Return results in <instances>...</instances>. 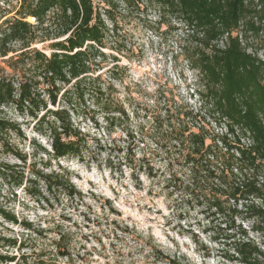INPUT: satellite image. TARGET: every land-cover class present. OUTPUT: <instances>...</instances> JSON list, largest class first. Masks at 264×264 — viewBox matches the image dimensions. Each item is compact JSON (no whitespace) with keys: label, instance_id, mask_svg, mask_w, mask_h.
Segmentation results:
<instances>
[{"label":"rangeland","instance_id":"obj_1","mask_svg":"<svg viewBox=\"0 0 264 264\" xmlns=\"http://www.w3.org/2000/svg\"><path fill=\"white\" fill-rule=\"evenodd\" d=\"M93 1L101 10L108 9L116 23L101 50L105 57L90 56L89 76L96 81L84 88L83 96L74 92L75 81L59 84L56 106L48 94L42 96L48 109H70L85 135L84 158L51 159L50 141L37 131L36 120L14 108L3 111L22 125L26 138H12L27 156L24 163L11 153L0 155L11 169L10 178L0 179V202L18 218L14 224L0 214V253L16 257L5 264H158L155 258L164 253L180 256L186 264H242L235 254L241 239L237 230L229 231L223 218L208 219L190 208L167 183L179 167V152L163 122L167 109L201 111L202 119L188 122L193 132L198 130L192 124H200L212 137L225 128L218 116H208L206 83L196 69V34L154 0ZM19 6L20 0L0 6V25L18 18ZM25 21L36 24L32 17ZM263 41H257L258 47ZM50 44L32 49L50 55ZM14 49L16 53L0 58L1 76L12 73L10 58L26 51L20 44ZM13 77L18 88L24 78L21 73ZM60 170L74 194L55 182L47 189L43 177ZM237 223L251 239L262 242L252 221L239 218ZM1 239L19 243L6 247ZM21 240L24 246L19 249Z\"/></svg>","mask_w":264,"mask_h":264},{"label":"trees","instance_id":"obj_2","mask_svg":"<svg viewBox=\"0 0 264 264\" xmlns=\"http://www.w3.org/2000/svg\"><path fill=\"white\" fill-rule=\"evenodd\" d=\"M255 1L154 0L177 17L180 25L196 34L199 50L196 69L206 83L210 100L208 116L214 120L218 116L225 127L221 135L212 137L205 135L200 124H192L198 130L193 132L188 122L202 119L201 111L167 109L163 122L179 152L178 170L169 175L167 183L190 208L199 209L208 219L223 218L229 231L237 230L241 239L235 243V254L242 264H264L261 247L264 245V62L247 53L249 43L244 47L233 36L243 23L246 38L252 33L258 41L264 40V0H257L260 10ZM17 17L6 19L0 25V58L16 53V44L26 50L17 58H10L8 68L13 74L0 75V155L11 153L24 163L27 160L12 138H26L22 125L3 116L4 110L14 108L21 116L36 120L37 131L50 141L51 159L82 160L87 143L82 145L85 135L73 120L70 109H48L42 96L48 94L50 104L56 106L61 93L59 84L69 86L74 81V92L80 96L85 94L84 88L96 81L89 76L90 56L105 57L101 50L105 49L107 35L115 31V19L108 9L101 10L93 0H20ZM29 17L35 19V25L25 21ZM226 35L225 48H218L215 42ZM47 42H51L50 55L32 49ZM261 46L264 48V41ZM20 73L24 79L16 88L13 76ZM41 85L47 89L43 91ZM42 112L45 113L40 117ZM248 135L252 145L247 148L242 138ZM126 137L130 139L131 135L127 133ZM10 170L0 161L1 180L10 178ZM43 180L47 189L55 182L65 184L68 193L74 194L62 170ZM0 214L18 224L16 215L3 209L1 202ZM239 218L243 223L252 221L251 228L260 235L261 243L249 237L244 225L237 223ZM24 227L31 229L29 224ZM1 240L6 247L19 243L18 239ZM62 240L60 236L58 243ZM21 246H24L22 240L19 249ZM14 258L0 253V264L12 262ZM155 261L186 264L182 257L168 253L159 254Z\"/></svg>","mask_w":264,"mask_h":264},{"label":"built area","instance_id":"obj_3","mask_svg":"<svg viewBox=\"0 0 264 264\" xmlns=\"http://www.w3.org/2000/svg\"><path fill=\"white\" fill-rule=\"evenodd\" d=\"M7 1H10V0L0 1V6H4L5 3L7 4L8 3ZM258 4L259 3L256 0L255 1L256 8H257V10H260L261 6H259ZM33 20H34V24H35L36 21H35V19H33ZM254 20H257V19L255 18ZM261 25H262V23H261ZM233 36L238 37L240 42L242 43V45L244 47H246L247 43H249L251 45V47L246 48L247 53L251 54L253 56H257L261 61L264 62V48L261 45H259V47H258V44H257L258 40L253 38L252 33H248V38H246V31H245V27H244L243 23H240L239 28L236 30V32H234ZM227 38H228V35L223 37L221 40L215 42V45L218 48H225ZM256 52H258V53H256ZM242 144H243V146H245L247 148L252 145V140H251V138H249V135L246 136V138H242Z\"/></svg>","mask_w":264,"mask_h":264}]
</instances>
